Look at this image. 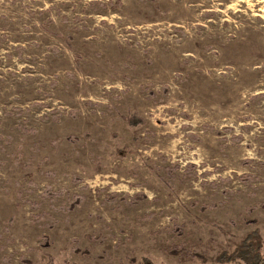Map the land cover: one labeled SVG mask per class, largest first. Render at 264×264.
Returning <instances> with one entry per match:
<instances>
[{
    "label": "rangeland",
    "instance_id": "374dc122",
    "mask_svg": "<svg viewBox=\"0 0 264 264\" xmlns=\"http://www.w3.org/2000/svg\"><path fill=\"white\" fill-rule=\"evenodd\" d=\"M253 231L264 0H0V264H239Z\"/></svg>",
    "mask_w": 264,
    "mask_h": 264
},
{
    "label": "trees",
    "instance_id": "16d2710c",
    "mask_svg": "<svg viewBox=\"0 0 264 264\" xmlns=\"http://www.w3.org/2000/svg\"><path fill=\"white\" fill-rule=\"evenodd\" d=\"M129 116L126 117V119ZM131 125H138L143 120L141 117H138L137 114H131V117L128 119ZM206 208V206L204 207ZM170 247V246H169ZM184 250L183 245H175L170 248H166L171 253H178L180 249ZM263 241L258 234V231H253L252 233H248L246 237L238 244L237 250L233 252L222 251L217 256V261L219 262H239V264H264V254H263ZM186 253H193L190 251H186ZM144 264H152L150 263L148 258H143L142 261ZM42 264H55V261L51 256H49V260L46 263Z\"/></svg>",
    "mask_w": 264,
    "mask_h": 264
}]
</instances>
